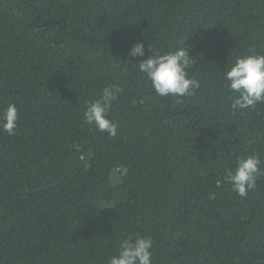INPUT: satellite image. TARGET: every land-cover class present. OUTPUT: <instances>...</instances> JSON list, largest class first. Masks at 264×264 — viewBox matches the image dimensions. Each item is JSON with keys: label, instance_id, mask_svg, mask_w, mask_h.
Masks as SVG:
<instances>
[{"label": "trees", "instance_id": "16d2710c", "mask_svg": "<svg viewBox=\"0 0 264 264\" xmlns=\"http://www.w3.org/2000/svg\"><path fill=\"white\" fill-rule=\"evenodd\" d=\"M137 42L144 57L129 56ZM189 50L191 97H160L136 65ZM264 54V0H0V264H108L152 239V264H264V163L244 197L226 170L264 159V102L233 111L225 71ZM123 89L109 136L83 120Z\"/></svg>", "mask_w": 264, "mask_h": 264}, {"label": "clouds", "instance_id": "9594fccd", "mask_svg": "<svg viewBox=\"0 0 264 264\" xmlns=\"http://www.w3.org/2000/svg\"><path fill=\"white\" fill-rule=\"evenodd\" d=\"M149 48V47H148ZM151 54L136 65L138 71L150 83L151 90L160 97H191L200 88V81L189 76L192 57L189 50L179 48L160 54L149 48ZM129 56L144 57L145 43L137 42L129 49ZM226 86L235 93L231 109L240 111L264 102V54L255 50L237 56L225 71ZM123 89L116 84L105 87L99 98L88 103L83 120L94 125L109 136L117 135V125L108 119L112 103L118 99ZM19 110L9 104L0 113V131L14 135L18 127ZM264 159L258 155L241 156L235 166L226 170L225 180L231 190L244 197L256 187L261 176L260 166ZM152 239L142 234H134L120 241L117 253L108 264H152Z\"/></svg>", "mask_w": 264, "mask_h": 264}]
</instances>
